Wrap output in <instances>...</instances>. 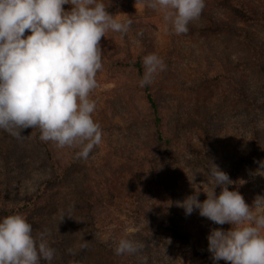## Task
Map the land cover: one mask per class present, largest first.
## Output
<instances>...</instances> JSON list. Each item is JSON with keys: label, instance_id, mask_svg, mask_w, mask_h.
<instances>
[{"label": "rangeland", "instance_id": "rangeland-1", "mask_svg": "<svg viewBox=\"0 0 264 264\" xmlns=\"http://www.w3.org/2000/svg\"><path fill=\"white\" fill-rule=\"evenodd\" d=\"M214 1L208 9L250 40L206 23L203 11L187 33L176 34L146 0H104L110 13L133 23L126 34L108 31L101 38L103 68L90 98L102 142L86 159L77 156L79 147L42 141L38 127L19 137L0 129V216L15 211L34 234L48 230L56 249L50 264H140L137 254H115L123 236L144 243L147 264H212L207 235L231 225L198 210L186 215L178 202L196 190L206 198L212 163L236 181L229 188L250 206L264 195V175L256 173L264 160V19H236ZM252 1L262 6L264 0ZM127 46L156 53L166 65L151 83L169 147L155 137L140 76L116 61ZM84 241L87 248L80 249Z\"/></svg>", "mask_w": 264, "mask_h": 264}, {"label": "clouds", "instance_id": "clouds-1", "mask_svg": "<svg viewBox=\"0 0 264 264\" xmlns=\"http://www.w3.org/2000/svg\"><path fill=\"white\" fill-rule=\"evenodd\" d=\"M65 4L71 8L66 10ZM108 6L104 0H0V129L19 137L22 129L38 127L42 141L79 147L77 156L85 159L102 142L90 98L103 68L100 41L108 31L126 34L133 23L110 13ZM146 6L162 10L172 30L181 34L200 17L205 0H146ZM142 63L141 87L166 67L156 53L145 55ZM258 164L256 173L264 175V160ZM212 165L206 198L198 199L196 190L178 206L186 215L198 210L216 224L231 225L228 230L212 228L207 235L214 264H264V195H257L250 206L238 189L229 188L236 181ZM49 235L46 229L34 234L32 224L18 212L0 216V264H41L42 259L50 264L56 249ZM79 247L87 248L86 241ZM144 247L123 236L114 252L137 254L140 264H147L140 254Z\"/></svg>", "mask_w": 264, "mask_h": 264}, {"label": "trees", "instance_id": "trees-1", "mask_svg": "<svg viewBox=\"0 0 264 264\" xmlns=\"http://www.w3.org/2000/svg\"><path fill=\"white\" fill-rule=\"evenodd\" d=\"M219 2L220 4L227 6L228 8H226V10L228 11V13L233 15L236 19H241L243 21H250V20L261 21L262 19H264V1L262 6H258V3L253 2L252 0H220ZM215 4H218V2L214 0H205V6L203 9L205 22L219 24V28L218 27L217 28L223 31L224 33L227 31H232L235 37H237V39L240 41L245 42L247 40H250L248 36L249 34H247L244 30L240 29V27L237 24H234V26L228 25L225 22L226 21L225 18L220 19L218 13L216 15V13L213 12L214 10L208 9V6L211 5L213 6ZM219 13L225 16L226 12H224L221 9L219 10ZM260 16H262L263 18H261ZM251 47H253V44L251 45ZM120 51L117 54H119ZM139 51L140 52H134L132 48L130 49L127 46V50L125 51V54L120 58H116V61H118V64H121L126 68L135 70L137 74L140 76V79H142L144 73L142 58L144 57V54H142V50ZM142 89L148 103L150 104L153 110V114H154L153 125H154L155 137L160 141L164 142L165 145L169 147L171 141L164 134L162 128V117L159 114V105L152 87V83L145 85L144 87H142ZM41 145L47 152H49L47 146L44 143L41 142ZM5 160L8 163L6 155H5ZM204 259L206 261H209L207 260V258H205V256ZM209 262L211 263V261ZM212 264H214V262H212ZM218 264H230V262L221 260L218 262Z\"/></svg>", "mask_w": 264, "mask_h": 264}]
</instances>
